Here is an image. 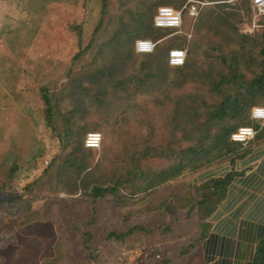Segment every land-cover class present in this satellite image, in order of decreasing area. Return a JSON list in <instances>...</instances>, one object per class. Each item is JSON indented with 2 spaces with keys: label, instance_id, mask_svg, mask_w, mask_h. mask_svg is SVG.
I'll use <instances>...</instances> for the list:
<instances>
[{
  "label": "trees",
  "instance_id": "obj_1",
  "mask_svg": "<svg viewBox=\"0 0 264 264\" xmlns=\"http://www.w3.org/2000/svg\"><path fill=\"white\" fill-rule=\"evenodd\" d=\"M64 1L40 0L37 3L51 4L53 15L49 20L54 18V21V15L61 12ZM81 1L80 9L69 4L63 9L66 13V17L63 14L62 18L64 24L56 27L60 30L61 27L62 30L66 28L67 35L64 38L61 36L64 44L55 51V58H49L52 68L58 70L53 80L40 83L36 77L37 70L30 73L29 79L19 80L20 73H28L19 68V57L25 56L24 51L30 44V37L18 32L23 26L22 21L15 22L17 28L13 31V39L9 38L13 56H1L0 70L7 67L14 71L16 78L1 85L6 93H10L8 89L13 87V95L27 98L22 99L23 106L33 111L36 119L32 125L38 126L36 131L43 135L49 133L57 139L60 150L51 158L49 168H45L42 175L57 166L76 168L69 157L78 155L81 160V150L91 154L98 150L85 147L86 137L90 134L102 136L101 133L112 128L115 159L102 166L106 151H101L105 155L93 165V155L87 154L90 158L88 172L99 168L101 174L108 176L110 183L89 187L87 197L90 202L87 204L92 217L85 222L86 226L95 224L99 201H108L115 208L122 209L133 202H145L159 189L208 168L225 163L232 168L236 161L248 156L253 147L264 145V121H253L250 117L252 108H264V18L255 21L252 35L239 34L242 41L237 49L227 56H220L206 80L188 83L181 88L170 87L168 91L175 100L165 110L155 107L150 85L159 78L167 80L183 70H192L193 64L187 51L189 56L183 67L171 68L168 65L169 51L182 49L180 39L174 38L177 34L175 30L156 29L153 19L161 7L182 10L185 0ZM96 1L100 3V14L87 40L85 6ZM196 1L220 5L229 0ZM235 6L243 16L239 24H250V1L237 0ZM198 17L190 20L183 15L182 27H189ZM35 25L31 26L32 37L39 24ZM26 30H29L28 27ZM99 33L109 34L101 38ZM66 40H72L74 47L69 45L65 48ZM138 40L152 42L154 52L137 54L135 43ZM105 53L109 57H104ZM9 82L13 85H7ZM178 82L181 83L180 80ZM93 86L101 87L100 94ZM181 99L190 103V109L185 111V120L180 118L183 111ZM105 100H110L112 105V110L108 112L103 109ZM115 100L118 106H114ZM17 103L21 107V103ZM239 129H252L253 138L244 142L232 141L231 137ZM16 171L17 166L13 163L0 185V196H3L0 201V250L15 244L19 228L47 222L51 214L54 215L51 204L37 209L31 206L33 193L43 182L42 175L11 197L7 185L17 177ZM241 174L232 169L201 184L171 187L165 200L153 207L147 205L141 219L126 218L131 222L122 225L120 231L116 229L122 222L106 232L102 243L111 245L114 251L112 262L93 247L96 240L91 230L73 226L70 230L59 231L53 255L40 264H74L77 255L73 248L75 236L79 240L74 242L85 253V264H121L125 258L116 246H123L126 242L138 246L151 245L154 237L171 238L183 228L180 232L183 235H177L179 238L187 237V243L177 255L181 262L194 254L208 237L210 217L224 200L230 183ZM57 207L68 211L66 204H58ZM164 216L166 221L161 219ZM6 220H17V224L5 227ZM194 231L196 234L193 235ZM152 264H170V261L161 256L153 259ZM251 264H264V234L255 247Z\"/></svg>",
  "mask_w": 264,
  "mask_h": 264
},
{
  "label": "rangeland",
  "instance_id": "obj_2",
  "mask_svg": "<svg viewBox=\"0 0 264 264\" xmlns=\"http://www.w3.org/2000/svg\"><path fill=\"white\" fill-rule=\"evenodd\" d=\"M38 1H0V58L1 56H13L12 49L9 48V38L13 39V31L17 28L15 22L22 21L23 26L20 27L18 32L21 31L23 35L29 36L30 44L28 50L24 51L25 56L19 57L20 62L18 66L21 70H27L28 73L22 72L24 74L20 73L18 78L19 80H23V78L29 79L31 76L30 73L33 74L37 70V80L40 83H45L53 80L58 74L56 73L58 70L52 68L53 64L49 63L51 61L49 58H55V51L60 46H63V38L67 35L66 28L63 30L62 27L61 30L56 28L64 24L62 23L64 22L62 18L63 14L66 17V13H63V9L68 4L80 9L82 1L65 0L64 5L61 3L63 7L60 9L61 12H58V15H54V21V18L49 20L51 15H53L50 7L51 4L43 2L41 5H38ZM235 2H237V0H229L227 3L220 5L209 4L202 10L195 22L189 27L184 25L182 29L175 34L174 38L180 39L182 49H186L190 53V62L193 64L192 70H183L181 74H175L173 76L174 78H168L167 80L159 78L150 85L149 91L150 94H153L152 99L154 100L153 103L156 108L163 107L165 110L169 109L170 104L175 100V97H172L168 91L170 87L181 88L188 83L206 80L212 74L214 66L218 64V58L220 56H227L230 52L237 49L238 43L242 41L241 35L239 34H253L254 30L248 32L244 29V26L239 24L243 16L235 6ZM94 3L87 4L84 11L87 22L85 27V37L87 40L91 36L92 28L100 14V3L97 1ZM57 17L60 18V20ZM37 23L39 24L37 32L34 37H32L31 26ZM27 27L29 29L28 31L26 30ZM100 34L101 33L98 34L99 37L106 38L109 33ZM110 34H112V32ZM66 43L67 45H64L65 48H68L69 45L73 47L75 45L72 40L71 42L66 40ZM94 45L96 46V44ZM25 48H27L26 45ZM96 49L97 48L90 51V54ZM103 55L104 57H109V54L105 53ZM188 56L189 55H187L186 60ZM28 57L30 58L29 61ZM88 63L89 60L86 64ZM13 73L14 71L12 72L7 67L0 70V185L3 177L9 171L12 164L15 163L17 166V177L7 185L11 197L18 195L24 186L37 180L42 175L44 169L48 167L51 158L60 150V147L57 145V139L54 136L49 133L44 135L38 133L36 131L38 126L33 127V120H35L36 117L31 108L29 110L24 108L25 106H23L22 102V99L27 100V98L23 97L20 99L19 95H13L11 93L13 87H10L11 90L8 89L11 94L5 92L6 90H4L1 84H4V81L15 79L16 76ZM27 74L29 77H27ZM170 80H174L177 83L172 84ZM178 80H180L181 83H179ZM7 85L10 86L13 84L9 82ZM93 87L100 94L101 87ZM115 101L116 102L113 103L114 106H118V101ZM17 102H22L21 107H19L20 105ZM102 104L104 112L112 110L110 100H105ZM181 106L183 111L180 114V118L185 120L187 118L185 111L190 109V103L188 100L181 99ZM180 118L178 119L181 120ZM39 124L42 126L41 123ZM101 134V138L103 137L101 146L95 154L81 150V157L83 159L80 158L81 160H79L78 155L69 157L70 163L73 167L78 169L57 166L52 170L46 171V173L42 175L43 182L35 189L33 198L30 201L31 206L37 209L42 208L46 204H51L54 215L51 214L47 222L34 223L19 228L17 230L15 244L0 250L2 264H40L43 259L53 255L54 243L59 231L71 229L73 226H77L83 230H91L96 240L93 243V247L98 248L100 253L104 254V257H107L109 262H112L114 251L111 245L102 243V239L107 231L116 228L117 224L122 222L116 229L120 231L122 225L131 222L128 221L130 219L126 218L138 217L141 219V213L145 215V208L147 205L153 207L165 200L167 195L171 192V187H178L180 184L189 186L196 184L193 175L189 176L184 180H179L165 188L159 189L145 202H133L123 209L120 207L115 208L108 201H99V212L95 224L89 227L86 226L85 222L92 217L91 208L89 204H87L90 202L87 197L89 187L91 185L110 183L108 176L106 177L105 174H101L99 168L88 172L89 156L93 155V165L105 155L102 154L101 151H106L102 166L105 162L115 159L113 150H115L116 144L113 143L112 128L107 129L105 133ZM88 153L89 156L87 155ZM2 199L3 196H0V201ZM58 204H66L68 211L64 212L57 207ZM161 219L164 220L165 216ZM16 224L17 220H6L5 227ZM182 230L183 228L178 229L176 234L172 236L173 238L163 236L160 238L154 237V243L147 246H138L127 242L123 244V246H116L115 248H117L125 258L124 262L121 264H152L153 259L161 256L169 260L170 264H198L200 260L196 252L181 262L178 260L177 255L179 250L187 243V241H185L187 237L184 236L183 238H179L183 235L180 233ZM194 234H196L195 231L193 232V235ZM75 240H79V238L77 236L73 238V248L77 252L74 264H85V253L78 247V244L74 242Z\"/></svg>",
  "mask_w": 264,
  "mask_h": 264
},
{
  "label": "crops",
  "instance_id": "obj_3",
  "mask_svg": "<svg viewBox=\"0 0 264 264\" xmlns=\"http://www.w3.org/2000/svg\"><path fill=\"white\" fill-rule=\"evenodd\" d=\"M242 173L227 188L222 203L209 219L211 231L199 245L198 264H251L264 234V145L253 147L244 159L195 175L196 184L229 173Z\"/></svg>",
  "mask_w": 264,
  "mask_h": 264
},
{
  "label": "built area",
  "instance_id": "obj_4",
  "mask_svg": "<svg viewBox=\"0 0 264 264\" xmlns=\"http://www.w3.org/2000/svg\"><path fill=\"white\" fill-rule=\"evenodd\" d=\"M251 5L252 22L244 24V29L248 32L254 30V23L260 18H264V0H249ZM208 4L196 0H185L182 10H175L169 7H161L153 19V25L156 29L180 31L183 24V15L190 20L196 19L200 11ZM155 45L146 40H138L135 43V52L140 55H148L154 52ZM187 58L186 49H174L168 53V65L171 68H181L184 66ZM250 117L253 121H264V108L255 107L250 111ZM254 136L252 129H239L232 137L234 142H244L251 140ZM101 135L90 134L86 137L84 145L86 148L99 149L101 146Z\"/></svg>",
  "mask_w": 264,
  "mask_h": 264
}]
</instances>
